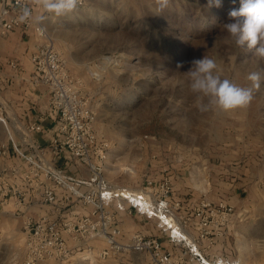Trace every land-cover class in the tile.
<instances>
[{
	"label": "rangeland",
	"instance_id": "374dc122",
	"mask_svg": "<svg viewBox=\"0 0 264 264\" xmlns=\"http://www.w3.org/2000/svg\"><path fill=\"white\" fill-rule=\"evenodd\" d=\"M206 4L87 0L72 16L50 13L44 24L70 72L82 81L97 116V132L109 144V182L132 190L168 184L189 237L234 258L245 254L250 263L264 264V57L257 53L259 44L251 49L237 45L223 27L239 0L235 5L223 0L219 9ZM88 11L95 15L91 18ZM205 56L215 60L213 74L221 80L252 89L248 105L223 110L210 96L191 89L190 62ZM254 72L259 87L248 79ZM20 128L0 111V147L12 146L23 134ZM7 160L0 157V169ZM204 200L233 208L228 222L206 237L192 217ZM14 210L11 203L0 208V264H25L27 258L25 219L11 216ZM143 219L131 224L135 231L123 241L142 233L160 238L171 250L157 223ZM67 242L72 254L63 264H91L92 259L94 264H150L140 252L101 258L104 240L94 242V250L83 238L68 237Z\"/></svg>",
	"mask_w": 264,
	"mask_h": 264
},
{
	"label": "built area",
	"instance_id": "2783aa9c",
	"mask_svg": "<svg viewBox=\"0 0 264 264\" xmlns=\"http://www.w3.org/2000/svg\"><path fill=\"white\" fill-rule=\"evenodd\" d=\"M86 1L77 0V7ZM37 7L42 13L35 20ZM25 9L30 14L22 20ZM50 13L42 0H0L2 36L31 29L38 36L30 80L48 88L55 118L49 143L30 140L31 150L26 153L11 144L0 147V157H17L0 169V208L14 204L15 214L25 219V264H63L72 254L68 237L85 239L90 250L96 248L94 242L104 240L107 245L99 253L103 259L140 252L149 256L150 264H244L188 236L178 212L180 203L170 200L168 184L155 187L150 183L147 188L132 190L109 182V144L97 132V116L83 94L82 81L72 75L65 56L45 29ZM10 65L21 69L15 60ZM44 130L41 122L27 126L25 131L31 136ZM232 212L229 204L204 200L193 209L192 217L200 235L206 237L209 230L228 222ZM121 214H137L156 222L173 249H165L160 238L142 233L123 241L127 236L119 223Z\"/></svg>",
	"mask_w": 264,
	"mask_h": 264
},
{
	"label": "crops",
	"instance_id": "0c3cea01",
	"mask_svg": "<svg viewBox=\"0 0 264 264\" xmlns=\"http://www.w3.org/2000/svg\"><path fill=\"white\" fill-rule=\"evenodd\" d=\"M38 1L41 2V0ZM41 13V9L37 7L34 11V19H38ZM38 40L34 29L29 31L16 30L6 37L0 33V111L1 115L5 114V120L8 123L21 126L20 129H23V134L12 146L25 153L31 150L29 148L32 146L31 141L49 143L52 138L51 128L55 122V118L51 114L48 88L37 85L30 80V76L34 72L32 56ZM12 60L18 62L21 69L13 68L10 65ZM41 122L45 126L44 132L29 136L25 131L26 127ZM8 159L11 161L17 157L13 155ZM11 216L20 218L14 211H12ZM139 217L137 214L133 216L120 215L119 223L127 237L134 233L135 224H131L135 223ZM160 234L164 235L161 231Z\"/></svg>",
	"mask_w": 264,
	"mask_h": 264
},
{
	"label": "clouds",
	"instance_id": "9594fccd",
	"mask_svg": "<svg viewBox=\"0 0 264 264\" xmlns=\"http://www.w3.org/2000/svg\"><path fill=\"white\" fill-rule=\"evenodd\" d=\"M235 5L236 0H230ZM42 6L47 12L56 16L64 15L75 10L77 0H42ZM223 0H207L206 7L211 9L221 8ZM25 9L21 19L29 15ZM228 22L223 24L233 37H236V44L243 46L247 44L249 49L256 47L257 53L264 57V0H239V7H233L228 13ZM187 76L192 81L193 91L203 92L211 97L212 103L223 110H233L249 104L252 99V89L240 87L228 79L221 80L218 75L213 74L217 69L215 60L205 56L202 59L190 62ZM182 65L178 64L177 67ZM248 79L255 82L254 86L259 87L260 76L258 73H251Z\"/></svg>",
	"mask_w": 264,
	"mask_h": 264
},
{
	"label": "bare ground",
	"instance_id": "6f19581e",
	"mask_svg": "<svg viewBox=\"0 0 264 264\" xmlns=\"http://www.w3.org/2000/svg\"><path fill=\"white\" fill-rule=\"evenodd\" d=\"M90 8H91V7H90ZM94 13H95L94 11H88V12H87L88 15H91V14H92V15H95ZM75 14H76V13H75ZM87 14H86V15H87ZM72 15H73L72 13L68 14V16H72ZM92 15H91V18H92ZM78 16H79V15H78ZM81 17H82V16H81ZM95 17H96V16H95ZM95 17H94V18H95ZM97 18H100V17L98 16ZM122 65H123V64H122ZM189 239H190V238H189ZM191 239H192V238H191ZM245 246H246V248L250 247V246L248 245V243H247ZM241 260H242V262H244V264H256V263H254L253 261H252V263H250V261L247 259V257H246L245 254H242V256H241ZM247 261H248V262H247ZM91 262H92L93 264L95 263L93 259L91 260ZM92 263H91V264H92Z\"/></svg>",
	"mask_w": 264,
	"mask_h": 264
}]
</instances>
